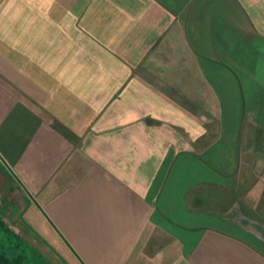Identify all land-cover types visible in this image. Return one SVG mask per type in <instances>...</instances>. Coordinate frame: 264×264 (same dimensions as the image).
Wrapping results in <instances>:
<instances>
[{
    "label": "crops",
    "instance_id": "obj_1",
    "mask_svg": "<svg viewBox=\"0 0 264 264\" xmlns=\"http://www.w3.org/2000/svg\"><path fill=\"white\" fill-rule=\"evenodd\" d=\"M0 161L27 264H264V0H0Z\"/></svg>",
    "mask_w": 264,
    "mask_h": 264
},
{
    "label": "rangeland",
    "instance_id": "obj_2",
    "mask_svg": "<svg viewBox=\"0 0 264 264\" xmlns=\"http://www.w3.org/2000/svg\"><path fill=\"white\" fill-rule=\"evenodd\" d=\"M27 201L21 187L13 181L0 161V264H10L12 261L13 264H22L21 261L27 264L37 253L32 247H26L24 251L18 247L42 239L41 234L30 232L23 221ZM48 237L45 235L47 240L50 239Z\"/></svg>",
    "mask_w": 264,
    "mask_h": 264
}]
</instances>
